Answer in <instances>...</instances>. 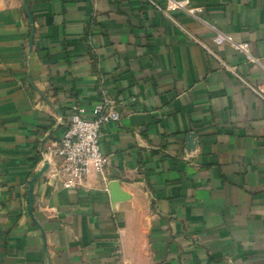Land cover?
<instances>
[{
  "label": "crops",
  "instance_id": "1",
  "mask_svg": "<svg viewBox=\"0 0 264 264\" xmlns=\"http://www.w3.org/2000/svg\"><path fill=\"white\" fill-rule=\"evenodd\" d=\"M187 1L0 0V264H264V0ZM102 102L104 174L31 191Z\"/></svg>",
  "mask_w": 264,
  "mask_h": 264
},
{
  "label": "built area",
  "instance_id": "2",
  "mask_svg": "<svg viewBox=\"0 0 264 264\" xmlns=\"http://www.w3.org/2000/svg\"><path fill=\"white\" fill-rule=\"evenodd\" d=\"M148 1L165 15L179 10L195 12L194 9H188L189 1L187 0H166L165 7L157 5L152 0ZM214 44L231 47L249 62L261 66L259 60L253 56L250 44L239 41L233 35L218 33L214 38ZM244 83L264 101V93L258 92L246 81ZM120 118L118 109L108 102L96 105L92 118L86 116L84 107H79L62 138L44 153L43 167L45 164H48L49 168L54 165L55 172L66 189L83 186L85 179L92 172L103 175L109 165V159L101 150L103 126L110 122H119Z\"/></svg>",
  "mask_w": 264,
  "mask_h": 264
},
{
  "label": "water",
  "instance_id": "3",
  "mask_svg": "<svg viewBox=\"0 0 264 264\" xmlns=\"http://www.w3.org/2000/svg\"><path fill=\"white\" fill-rule=\"evenodd\" d=\"M49 166L48 164H45L44 167L38 172L36 173L34 179L32 180L31 184H30V190L32 191L33 190V187H34V183L35 181L42 177V175L47 172ZM112 194H113V197L117 200H127L128 196L123 193V191L120 189V187L118 185H115L113 188H112ZM30 204L32 203V193L30 194Z\"/></svg>",
  "mask_w": 264,
  "mask_h": 264
}]
</instances>
